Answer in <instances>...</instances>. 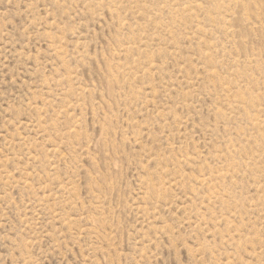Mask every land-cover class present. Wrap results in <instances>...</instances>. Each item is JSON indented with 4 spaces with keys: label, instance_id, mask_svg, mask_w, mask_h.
Segmentation results:
<instances>
[{
    "label": "rangeland",
    "instance_id": "1",
    "mask_svg": "<svg viewBox=\"0 0 264 264\" xmlns=\"http://www.w3.org/2000/svg\"><path fill=\"white\" fill-rule=\"evenodd\" d=\"M0 264H264V0H0Z\"/></svg>",
    "mask_w": 264,
    "mask_h": 264
}]
</instances>
